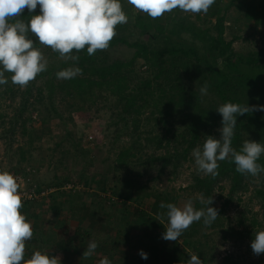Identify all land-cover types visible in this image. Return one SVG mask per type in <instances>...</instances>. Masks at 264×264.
I'll list each match as a JSON object with an SVG mask.
<instances>
[{"label": "trees", "instance_id": "1", "mask_svg": "<svg viewBox=\"0 0 264 264\" xmlns=\"http://www.w3.org/2000/svg\"><path fill=\"white\" fill-rule=\"evenodd\" d=\"M193 1L197 11L194 21L183 11L187 2L181 7L178 0H170L171 6L165 10L149 2L146 10L136 13L134 8L141 0L131 4L126 0H0V108L4 97L20 98L12 124L17 125L34 107L49 118L63 121L67 129L77 120L88 122L90 115L99 112L101 103L112 113L113 125L131 122L139 132V141L118 154V171H134L130 164H159L161 175L170 167L177 169L203 146L217 155L205 159L207 172L196 174L190 186L206 202L158 195L159 219L179 223L173 216L179 199L189 209L190 216L179 236L190 241V250L169 245L170 235L165 232L158 234L159 248L144 238L129 244L136 262H126L125 256L120 264H214L208 235L201 232L206 228L223 230L222 215L236 201H243L242 195L251 185L264 208V47L248 53L236 51L234 43L241 35L227 26L234 9L247 25L253 23L264 39V0ZM228 30L231 39H227ZM186 35L193 42L185 39ZM33 52L45 53L49 60L36 63L29 56ZM5 118L0 114L1 120ZM29 121L23 120L25 128ZM143 127L146 130L142 132ZM40 138V134L31 136L30 143ZM153 148L164 153L139 156L141 151ZM20 156L26 161L23 150ZM258 177L260 187L256 186ZM59 182L48 187L61 189L64 183ZM118 183L111 193L116 199L122 198V206L127 207L132 200L130 194L137 189L135 182L126 177ZM58 196V192L51 195L54 205ZM150 197L142 193L139 204ZM215 197L222 201L218 212L213 211ZM110 205L117 206L115 202ZM8 209L14 212V207ZM149 217L143 209H137L131 222L127 215H120L112 238L115 242H110L113 251H99L107 256L109 264L121 245L119 235ZM246 222V217L239 220L243 230L226 227L223 240L250 237ZM82 230L80 227L75 232L81 242L94 238L97 243H106L97 234ZM48 234L42 237L44 244L64 246L54 243L53 233ZM20 238L21 234H7L5 245L16 246ZM1 250L0 257L4 256ZM226 259L239 264L230 256ZM0 260L16 264L15 258L12 262Z\"/></svg>", "mask_w": 264, "mask_h": 264}, {"label": "rangeland", "instance_id": "2", "mask_svg": "<svg viewBox=\"0 0 264 264\" xmlns=\"http://www.w3.org/2000/svg\"><path fill=\"white\" fill-rule=\"evenodd\" d=\"M97 1L106 2V0ZM126 2L131 4L134 0H126ZM149 2L159 5L162 10L171 6L170 0H141L140 5L134 8V13L146 10ZM183 2H187L183 11L191 16V21H194L197 12L194 11L196 9L194 1L178 0L180 6ZM230 13L227 26L232 27L241 35V38L234 43V49L248 53L264 47L261 32L255 31L254 24L248 23L247 25L243 15L234 9ZM129 21L133 20L130 18ZM230 33L231 30H228L227 39H231ZM185 39L193 42L189 35H186ZM195 44L201 47L199 42ZM123 55L129 56V51ZM29 56L39 64H46L49 60L45 53L33 52ZM19 103V97L15 100L4 97L1 103L0 114L5 115L6 118L5 120L0 119V180L15 166L30 167L33 170L30 180L34 183L43 186H49L52 183L55 186L60 183V180L64 185L71 184L80 189H76L75 192L74 188L58 191L59 196L55 205L51 201V195L45 200L33 203V205L40 203L39 211L35 213V222H28L24 235L18 239L16 246L7 247L4 242V236L9 231L14 228L17 230L13 215L2 216L4 224L0 225V249L4 256L0 259L12 262L15 258L16 264H109L107 256L101 254L100 249L106 252L113 251L114 248L110 242L116 234V223L120 222V215L122 213L127 215L131 222L136 219L137 209H143L150 217L140 226H130L125 233L119 235V239L122 240L121 245L118 251H115L116 255L111 259V264H120L119 261L125 256H127L126 262H136L133 252L129 251V244H134L139 238H144L151 246L159 248L158 234L165 232L170 235L169 245L185 249L187 252L190 250V241L185 242L179 236V230L190 216L189 209L185 207L181 199L195 198L206 202L200 194L194 193L190 186L196 174L201 175L207 172L205 159L211 160L217 156L212 153V148L201 147L200 150L190 155L189 160L183 161L177 169L170 167L161 175H158L159 164L141 167L130 164L134 167L132 169L134 171H129V169L118 171L116 161L120 151L139 141V132L134 129L131 122L128 125L124 123L113 125L111 123L112 113L100 103L99 112L90 115L88 122L77 120L73 126L68 125L67 129L62 125L63 121L58 118H49L43 111L40 113L42 109L39 111L34 107H31L15 125L12 121L15 109L19 108ZM59 108L62 109L61 106ZM66 116L68 115L65 114ZM23 120H30L26 128ZM144 130H146L145 127L141 131ZM117 131L119 134L115 138ZM217 131L221 133V128ZM39 134L41 138L31 144V136ZM141 143L144 145L145 138L141 139ZM21 150L26 154V161L21 159ZM152 152H156L157 156L164 153V151H156L153 148L141 151L139 156H146ZM126 177L133 178L137 188L130 194L132 200L128 201L127 207L122 206V198L116 199L111 193L112 188L119 184L118 181ZM259 181L258 177L256 179L258 187H260ZM225 186L227 187L228 183H225ZM255 189V186L251 185L249 192L242 195L243 201L241 203L236 201L225 215H222L224 229L232 226L243 230L245 227L239 226V220L246 217L250 237L245 240L235 238L223 240L224 229L206 228L205 232H201L208 235V241L214 253V264H232L227 261L228 256L234 262L239 261V264H261L264 261V208L262 202L255 197ZM142 193L146 196L151 195V197L144 200V204H139L138 199ZM159 194H162L161 197L181 198L179 208L173 215L179 223L159 219L161 214ZM111 202H115L117 206L111 207ZM215 202L213 211L218 212L222 201L215 197ZM19 213L21 212L15 214ZM82 218L85 219L83 223ZM254 219L257 220L255 224L252 222ZM80 227L83 233L87 231L94 235L97 234L106 243L102 241L97 243L98 239L94 238L81 242L80 238L75 235L76 229ZM48 233H53L54 243L61 242L64 246L44 244L42 237L50 236L51 234ZM71 239L73 240L70 243ZM114 242L112 241V244ZM0 264H4V261L0 260Z\"/></svg>", "mask_w": 264, "mask_h": 264}, {"label": "built area", "instance_id": "3", "mask_svg": "<svg viewBox=\"0 0 264 264\" xmlns=\"http://www.w3.org/2000/svg\"><path fill=\"white\" fill-rule=\"evenodd\" d=\"M26 174H29L28 177H25ZM31 174H33V170L30 167H18L0 180V212L10 207H14L15 211H19L27 203L33 204L45 200L58 191L74 188L75 192L76 189H80L78 186L71 184H66L61 189L41 186L30 180Z\"/></svg>", "mask_w": 264, "mask_h": 264}, {"label": "crops", "instance_id": "4", "mask_svg": "<svg viewBox=\"0 0 264 264\" xmlns=\"http://www.w3.org/2000/svg\"><path fill=\"white\" fill-rule=\"evenodd\" d=\"M38 208H40V203L36 204V205L35 204L34 205L33 204L30 205V208H28L27 210H25L23 212L22 211H15V210L13 212L10 209L3 210L0 213L1 214L0 215V221H1L0 225L4 224L3 221H2V218H1L2 216L5 217V216L8 215L10 217V215H13L12 216L13 217V222H14L17 230L14 228L13 224H11L12 228H14L15 230L12 229L11 231H9L8 234L10 236H17L18 234H21V237H22L24 235L25 230H26L25 226H27L29 224L28 222H35V219H36V217H35L36 214L35 213L37 211H39ZM16 212H21V213L15 214ZM43 213H45V212H43Z\"/></svg>", "mask_w": 264, "mask_h": 264}]
</instances>
